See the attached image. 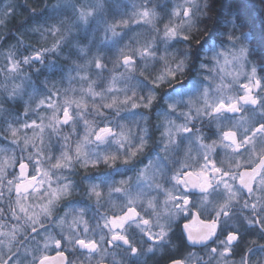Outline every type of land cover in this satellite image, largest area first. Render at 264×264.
I'll list each match as a JSON object with an SVG mask.
<instances>
[{
  "label": "snow or ice",
  "instance_id": "snow-or-ice-1",
  "mask_svg": "<svg viewBox=\"0 0 264 264\" xmlns=\"http://www.w3.org/2000/svg\"><path fill=\"white\" fill-rule=\"evenodd\" d=\"M58 7L66 15L55 33L48 31L41 39L54 34L60 39L31 59H43L48 51L62 52L65 37L71 39L81 30L90 32L94 43L102 33V43L95 55L91 49H81L88 59L67 83L38 94L29 102L30 111L23 112V120L6 125L7 133L0 130V264L106 262L109 256L101 257L102 251L111 249L113 242L128 244L129 227L149 223L135 204L140 193L125 192L122 180L103 175L117 166L118 153L111 152V145L131 150L126 122L114 128L111 121L96 123L90 113L96 105L102 115L117 105L130 104L131 111L148 110L151 100L128 94L125 82L134 78L142 61L154 58L161 43L175 37L176 30L167 28L159 34L161 9L153 0H131V11L118 19L105 16L104 0H59ZM169 9L173 15L184 14L178 6ZM152 24L157 37L150 46L135 34ZM241 56L212 57L214 73L200 90L196 114L189 113L191 122L161 118L166 146L171 144L188 161L175 177L185 189L209 191L215 183L229 197L236 195L237 188L249 195H264V77L255 71L242 74ZM10 60L11 56L5 61L9 64L6 71L14 70ZM110 65L111 81L107 82L102 77L110 74ZM15 87L22 90L23 84ZM102 99L111 103L101 104ZM196 120L206 122L207 128H198ZM137 132L146 137L149 129L141 132L138 127ZM80 173L91 176L88 181L80 177L86 192L83 197L76 179ZM150 179L144 177L145 183ZM183 202L187 205L189 198ZM119 203L127 206L109 210V205ZM192 229L200 230L195 222Z\"/></svg>",
  "mask_w": 264,
  "mask_h": 264
},
{
  "label": "clouds",
  "instance_id": "clouds-1",
  "mask_svg": "<svg viewBox=\"0 0 264 264\" xmlns=\"http://www.w3.org/2000/svg\"><path fill=\"white\" fill-rule=\"evenodd\" d=\"M58 3L0 0V130L4 133L6 125L24 119L23 112L30 111L29 102L38 94L67 83L77 66L88 59L81 49H91L95 55L102 43V33L95 36L94 43L90 32L81 30L71 39L65 37L62 52L48 51L43 59H31L35 52L60 39L55 34L41 39L48 31L55 33L66 15ZM104 4L106 17L118 19L131 11V0H104ZM153 4L161 9L159 34L175 28L176 35L160 44L153 59L142 61L134 78L124 85L128 94L150 99V108L131 111L130 104L117 105L102 115L96 105L90 113L96 123L111 121L114 128L126 122L131 150L111 145V152L118 153L114 162L117 166L103 175L122 180L125 192L140 193L135 204L149 223L139 228L130 226L129 243L113 242L111 249L100 254L103 257L107 253L109 259L95 264H264V195H249L237 188L236 195L229 197L223 186L215 183L209 191L185 189L175 177L188 161L171 144L166 146L161 135V118L191 122L189 113L196 114L200 90L214 73V55L223 58L225 54L231 57L242 53V74L255 71L264 77V0H153ZM169 6L182 8L184 14L173 15ZM135 36L151 46L157 37L156 25L141 28ZM103 54L108 55L106 51ZM9 56L13 71H6ZM111 71L110 65V74L102 79L110 82ZM123 75L127 77L128 73ZM18 84H23L22 90H16ZM100 103L111 101L102 99ZM195 123L198 128H207L206 122ZM138 127L141 132L147 127L148 135L138 134ZM81 176L84 181L91 176L80 173L76 177L83 197L86 192ZM146 176H151L147 183ZM184 197L189 198L187 205ZM126 206L109 205V210ZM220 212L229 214L217 215ZM193 222L199 231L192 229Z\"/></svg>",
  "mask_w": 264,
  "mask_h": 264
}]
</instances>
